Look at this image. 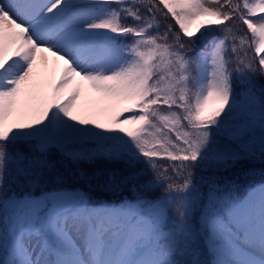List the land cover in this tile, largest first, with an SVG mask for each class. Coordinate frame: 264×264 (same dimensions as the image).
<instances>
[{
    "label": "snow or ice",
    "instance_id": "obj_1",
    "mask_svg": "<svg viewBox=\"0 0 264 264\" xmlns=\"http://www.w3.org/2000/svg\"><path fill=\"white\" fill-rule=\"evenodd\" d=\"M96 160L117 202L62 186ZM243 164L264 177V0H0V264H264Z\"/></svg>",
    "mask_w": 264,
    "mask_h": 264
},
{
    "label": "trees",
    "instance_id": "obj_2",
    "mask_svg": "<svg viewBox=\"0 0 264 264\" xmlns=\"http://www.w3.org/2000/svg\"><path fill=\"white\" fill-rule=\"evenodd\" d=\"M121 167L120 164L109 163L104 160L81 162L79 165H58L61 174L64 176L62 186L71 190L79 189L87 193L92 197L94 203H112L120 199L118 194L103 189L101 185L106 183L108 172L118 170ZM260 167L259 164H243L229 173V176L238 178L237 183L241 195L249 186L264 182V177L259 172ZM250 168H255L256 171L252 174H246ZM47 186L53 187V182L50 180Z\"/></svg>",
    "mask_w": 264,
    "mask_h": 264
},
{
    "label": "rangeland",
    "instance_id": "obj_3",
    "mask_svg": "<svg viewBox=\"0 0 264 264\" xmlns=\"http://www.w3.org/2000/svg\"><path fill=\"white\" fill-rule=\"evenodd\" d=\"M257 185V184H256ZM76 190H79V189H76ZM81 191V190H80Z\"/></svg>",
    "mask_w": 264,
    "mask_h": 264
}]
</instances>
